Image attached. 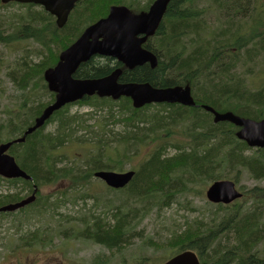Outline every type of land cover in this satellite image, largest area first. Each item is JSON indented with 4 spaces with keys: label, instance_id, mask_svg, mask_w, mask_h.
Wrapping results in <instances>:
<instances>
[{
    "label": "trees",
    "instance_id": "16d2710c",
    "mask_svg": "<svg viewBox=\"0 0 264 264\" xmlns=\"http://www.w3.org/2000/svg\"><path fill=\"white\" fill-rule=\"evenodd\" d=\"M16 5H3L0 1V45L11 48L31 41L37 48L26 52L22 62L17 60L7 67V78L16 90L0 109V117L4 116L0 118V145L24 136L53 102L55 95L44 82V72L57 64L61 52L88 26L106 17L112 5L141 11L149 4L141 6L139 0H83L63 29H58L55 19L38 6L18 5L25 11L8 13ZM147 48L157 55L158 67L145 65L125 71L122 82H147L159 88L188 85L197 106L254 120L264 118V83L253 89L248 81L264 74V0H172L164 23ZM111 61L93 58L80 66L75 77L107 76L118 66ZM2 94L4 91H0V100ZM74 105L90 107L94 112L71 114L66 106L27 137L25 144L11 148L10 154L33 182L0 178V183L5 182L16 191L0 194V207L31 195L35 185L36 202L27 208L42 220L48 208L97 200L92 186L100 180L95 173L117 170L121 165L123 168L140 153L146 159L139 168L131 170L135 176L130 186L119 191L105 188L125 196L123 204L105 217L84 216L76 220L79 226L65 218L70 223L68 230L62 229L58 234L56 229L52 236L35 234L30 241L28 233L20 239L17 249H46L54 245L56 237H65V243L81 241L110 249L123 247L131 242V236L136 234L133 231L141 226L150 204L169 205L162 202L180 191L193 193L197 183L201 187L199 195L215 181L238 183L242 171L248 170L256 180L264 179V156H245L248 148L235 137L238 129L227 122L215 124L213 116L201 107L157 104L133 109L129 99L113 101L99 97L85 98ZM86 117L96 123L87 126ZM52 124H57L56 130L45 133ZM118 124H122V129L112 136L109 126ZM84 130L86 134H82ZM177 135L182 140L174 139ZM72 144L85 147L87 152L78 159L61 153ZM112 148L114 156L107 153ZM172 149L176 153L169 156ZM181 172L189 175L192 188L172 190V180ZM52 186L57 187L53 193L55 203H49L43 194L44 188ZM246 191L252 200L249 209L219 205L217 209L221 211L213 212L209 221H186L170 238L146 243L168 254L169 250L191 249L198 254L201 264H264L260 255L264 253V188ZM134 204L143 207L138 209ZM109 206L113 207V202L109 201ZM55 221L59 224V219ZM159 258L162 255L151 262ZM148 260L143 258L144 263ZM97 262L103 263V257H98Z\"/></svg>",
    "mask_w": 264,
    "mask_h": 264
},
{
    "label": "water",
    "instance_id": "95a60500",
    "mask_svg": "<svg viewBox=\"0 0 264 264\" xmlns=\"http://www.w3.org/2000/svg\"><path fill=\"white\" fill-rule=\"evenodd\" d=\"M3 4L15 2L19 4H35L45 8L47 12L57 18V26L63 28L68 21L75 4L80 0H1ZM171 0H156L148 12L133 14L126 7H112L108 18L100 20L85 30L83 35L64 51L55 68L45 72L44 78L49 90L56 94L55 102L35 120L20 139L0 146V176L5 179L33 180L22 171L15 159L7 152L15 144L24 143L26 137L42 128L48 119L67 104L98 96L111 98L115 101L124 97L131 98L135 108H142L152 103L181 104L196 107L189 86L155 88L149 83H122L121 70H116L107 77L99 79H76L75 73L80 65L92 60L95 55L112 57L122 61L127 68L135 69L149 63L152 68L158 66L156 56L143 48L148 37L153 36L159 28L165 9ZM143 37L140 38L139 36ZM157 65V66H156ZM210 112L215 123L228 122L241 130L237 137L246 141L251 147L264 148V120L253 121L236 116L232 112L220 113L208 106H201ZM134 172H99L96 177L105 182L112 189H123L134 178ZM35 194L17 204L0 208V213L20 210L35 201ZM235 185L230 181L214 183L207 191V198L216 204H231L241 198ZM164 264H200L192 252H183L171 258Z\"/></svg>",
    "mask_w": 264,
    "mask_h": 264
},
{
    "label": "rangeland",
    "instance_id": "374dc122",
    "mask_svg": "<svg viewBox=\"0 0 264 264\" xmlns=\"http://www.w3.org/2000/svg\"><path fill=\"white\" fill-rule=\"evenodd\" d=\"M140 2L142 5L146 4V0H140ZM7 11L8 13L22 12L25 11V9H20L18 6H15L9 8ZM5 12L6 10L3 11V13ZM155 43L156 41H154V44ZM34 46L37 48V45L31 41L24 42L22 45L13 46L11 48H5L0 45V91H4V94H2L4 97L0 100V102H2L0 109L9 101L7 96L15 94L16 90L12 82L7 78V67L17 60H25L26 52L34 51ZM237 75H240L239 70ZM259 75H263V73H259ZM249 82L252 84L258 83V78H250ZM89 109L90 107L87 106L76 105L70 108V113H87L90 111ZM116 111H118V109H116ZM0 118H4V116ZM86 118L88 120L86 123L87 126H93L96 123L95 119ZM56 128L57 124L49 125L45 133L53 132ZM109 129L113 130L112 136H114V134L120 132L122 124L115 126L111 125ZM82 134H86V130L82 131ZM174 139L182 140V137L177 135ZM86 152L85 148H80L76 144H72L68 149V155L75 156L76 159L81 158ZM107 153L114 156L115 150L113 148L109 149ZM169 153L175 154L176 152L172 150ZM245 154L248 156L260 157L264 155V151L260 153L256 150H248ZM145 159L146 155L140 153L133 156L129 163L124 164L123 168L121 165L120 169L118 168L113 171L127 172L133 170V168H139ZM110 166L114 168L118 167L117 164H111ZM185 171L190 174V171ZM231 176L234 177V175ZM238 185L241 189H252L255 187H264V181H256L247 171H242L238 178ZM104 187L103 183L98 181L97 184V181H95L92 189L96 191L94 194L97 200L90 199L85 201V203L79 200L77 205L68 204L66 207L48 208L42 220H38L37 217L31 213L32 209H27L20 213L17 212L11 216L0 217V264H94L95 259L99 256L113 257V264H120V260H122V264H141L142 258L146 257L150 260L146 264H149L153 259L157 256H161L165 252L156 251L153 247L146 246V242H159L170 237L177 229L183 227L186 221H194L196 219L209 221L213 212L221 211L217 209V206L206 201L205 192L199 195V189L201 187L197 183L193 186V193H181L180 191L175 194L174 197L168 198L162 202L164 204L168 203L169 205H148L149 209L145 211L147 215L141 223L142 225L139 227V224L135 231H133L136 233L132 235L133 238L131 241L133 243H128L126 247L122 249L123 253L121 257L117 255V251H109L105 247L94 245L91 242L83 243L80 241L65 243L67 241L65 237L60 240L56 237L54 239V245L42 251L27 249H22V252L17 251L18 246L21 244L20 239L28 233H30L28 235V240L35 234H48L52 236L56 229L59 234V231L62 229H65V231L68 230L70 225L69 222H65V218H71V221L79 226L76 220L88 215L105 217V214L110 213L116 206L120 205L121 202L123 204L125 196L123 195L122 197V193L107 192ZM171 188L172 190L192 188L189 175L182 172L175 174ZM56 189L57 187L54 186L50 187V189H43V194L47 197L49 203H55L56 199L53 193ZM11 192H14V188L9 184L0 183V194ZM109 201L113 202V207L109 206ZM125 202H127V199ZM241 203L244 208L250 204V202L246 203L245 201ZM133 207L140 209V207L143 206L134 204ZM55 218L59 219V224H57ZM110 218L111 215L107 217V221H109L108 219ZM168 256L169 254L167 253L164 258H159L152 264H160L163 259Z\"/></svg>",
    "mask_w": 264,
    "mask_h": 264
},
{
    "label": "flooded vegetation",
    "instance_id": "af4514ba",
    "mask_svg": "<svg viewBox=\"0 0 264 264\" xmlns=\"http://www.w3.org/2000/svg\"><path fill=\"white\" fill-rule=\"evenodd\" d=\"M117 255H118L119 257L122 256V248H120L119 251H117ZM112 261H113V260H110V261L107 262L106 264H112ZM120 264H122V260H120Z\"/></svg>",
    "mask_w": 264,
    "mask_h": 264
},
{
    "label": "bare ground",
    "instance_id": "6f19581e",
    "mask_svg": "<svg viewBox=\"0 0 264 264\" xmlns=\"http://www.w3.org/2000/svg\"><path fill=\"white\" fill-rule=\"evenodd\" d=\"M156 66H157V65H156ZM155 68H156V67H155ZM22 137H23V136H22ZM22 137H21V138H22ZM127 172H134V171L129 170V171H127ZM127 172H121V173H127ZM97 173H99V172H97ZM134 173H135V172H134ZM94 176H95V178H97V177H96V173H95ZM134 176H135V175H134ZM97 179H98V178H97ZM98 180H100V179H98ZM100 181H102V180H100ZM103 182H104V181H103Z\"/></svg>",
    "mask_w": 264,
    "mask_h": 264
}]
</instances>
